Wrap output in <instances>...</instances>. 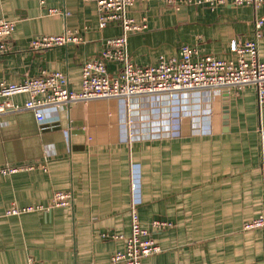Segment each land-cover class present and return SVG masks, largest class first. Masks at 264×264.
I'll return each instance as SVG.
<instances>
[{"label": "crops", "instance_id": "obj_1", "mask_svg": "<svg viewBox=\"0 0 264 264\" xmlns=\"http://www.w3.org/2000/svg\"><path fill=\"white\" fill-rule=\"evenodd\" d=\"M127 16L147 25L128 37L137 66L179 59L183 46L236 62L232 44L255 40L264 1L257 10L232 1L215 10L182 0L136 2ZM0 20L15 23L0 55V83L62 72L79 91L83 66L122 34L116 23L101 29L96 3L85 0H0ZM66 32L82 42L30 49L38 36ZM119 68L108 65L109 73ZM44 115L43 123L30 111L0 115V264H113L130 237L133 207L143 228L171 224L153 232L161 252L142 264H264V232L244 229L262 210L264 107L254 88L76 102ZM34 164L45 170L2 173ZM59 191L73 193L69 206L52 207ZM40 206L45 211L6 216L12 207Z\"/></svg>", "mask_w": 264, "mask_h": 264}, {"label": "built area", "instance_id": "obj_2", "mask_svg": "<svg viewBox=\"0 0 264 264\" xmlns=\"http://www.w3.org/2000/svg\"><path fill=\"white\" fill-rule=\"evenodd\" d=\"M95 2L98 9L99 27L104 29L112 23L118 24L122 34L104 41L101 54L86 63L82 68L81 89L69 88V80L62 72H43L40 76L28 78L20 84L0 83V115L30 111L39 123L45 122V109L76 102L91 104L96 101L112 99L130 103L136 97L155 99L161 95L174 96L188 92L211 93L215 90L226 92L254 88L260 108L264 107V62L258 58V40L262 36L264 18L257 24L256 38L243 46L233 43L231 50L236 54V62L203 55L197 49L183 46L180 58H162L158 65L140 67L132 63L128 51V37L147 29L145 22L137 23L127 16L128 9L136 2L146 3L155 0H85ZM171 2L172 0H164ZM229 1L236 6H250L257 10L264 0H182L187 5H206L215 10ZM52 10V13H56ZM15 30L13 21L0 20V55L9 51L7 39ZM81 37L73 32L62 35H42L31 40L33 51L49 50L55 47L79 45ZM118 64L120 68L109 73L108 65ZM27 96L23 105L16 104L17 96ZM40 166V167H39ZM45 170V165L34 164L20 167H7L2 173L14 174L20 171ZM136 189V184L132 185ZM73 201V193L59 191L54 193L52 207H66ZM35 211H45L44 207H12L6 216H21ZM171 224L154 221L151 229L141 226L135 207L131 211V234L124 250L112 257L113 264H142L143 259L161 252L153 238V232L170 228ZM246 231L264 232V174L262 178V210L260 215L244 224ZM120 237H114V239ZM26 264H42L29 260Z\"/></svg>", "mask_w": 264, "mask_h": 264}, {"label": "water", "instance_id": "obj_3", "mask_svg": "<svg viewBox=\"0 0 264 264\" xmlns=\"http://www.w3.org/2000/svg\"><path fill=\"white\" fill-rule=\"evenodd\" d=\"M226 118H227V117H226ZM226 118H225V119H226Z\"/></svg>", "mask_w": 264, "mask_h": 264}]
</instances>
